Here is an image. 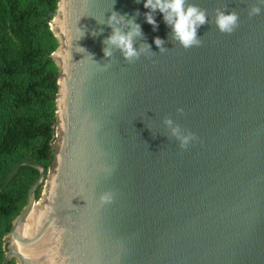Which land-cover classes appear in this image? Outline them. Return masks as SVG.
Instances as JSON below:
<instances>
[{
  "label": "water",
  "instance_id": "water-1",
  "mask_svg": "<svg viewBox=\"0 0 264 264\" xmlns=\"http://www.w3.org/2000/svg\"><path fill=\"white\" fill-rule=\"evenodd\" d=\"M190 2L210 23L198 29L202 46L185 50L159 10L153 30L145 0H59L50 22L60 42L54 161H20L0 188L23 165L40 171L5 237L3 264H264V4ZM253 4L262 11L249 18ZM225 5L240 16L230 35L211 23ZM112 11L134 18L144 33L135 46L156 53L106 58ZM156 37L168 51L159 53ZM165 116L198 137L187 150Z\"/></svg>",
  "mask_w": 264,
  "mask_h": 264
},
{
  "label": "trees",
  "instance_id": "trees-1",
  "mask_svg": "<svg viewBox=\"0 0 264 264\" xmlns=\"http://www.w3.org/2000/svg\"><path fill=\"white\" fill-rule=\"evenodd\" d=\"M59 0H0V188L17 163L30 159L51 168L57 139L60 42L50 22ZM40 171L23 165L0 192V264L5 237L28 200ZM43 187L37 190V198ZM7 264H18L16 257Z\"/></svg>",
  "mask_w": 264,
  "mask_h": 264
},
{
  "label": "clouds",
  "instance_id": "clouds-1",
  "mask_svg": "<svg viewBox=\"0 0 264 264\" xmlns=\"http://www.w3.org/2000/svg\"><path fill=\"white\" fill-rule=\"evenodd\" d=\"M260 3L264 4V0H260ZM144 7L149 9L145 13V17L147 22L153 26L154 31L158 29L154 13L159 10L163 14L164 22L171 28L170 40L174 44L178 43L185 50L202 46L203 39L198 36V29L210 23L207 9L201 8L190 0H145ZM261 11V7L253 4L249 8L248 16L251 18L259 15ZM136 15H139L138 11ZM106 23L112 29V33L103 40L105 45L103 52L106 58L113 57L114 53L119 50L126 62L134 63L144 54L145 48L153 54L156 53L151 50V45L147 42L140 43L139 48L135 46L138 39L144 40V33L134 18L129 19L126 14L122 15L112 11ZM211 23L220 33L230 35L240 27V16L234 9L229 12L225 5L214 10ZM94 33L96 32L94 31L92 34L94 35ZM154 43L159 48V53L169 50L164 46L165 41L160 37H156ZM177 111L183 114L184 109L179 108ZM163 124L169 130L170 138H175L182 150H187L190 143L198 139L195 133L183 129L170 116L163 118ZM112 198L111 193H103L100 196V201L101 203H110Z\"/></svg>",
  "mask_w": 264,
  "mask_h": 264
},
{
  "label": "bare ground",
  "instance_id": "bare-ground-1",
  "mask_svg": "<svg viewBox=\"0 0 264 264\" xmlns=\"http://www.w3.org/2000/svg\"><path fill=\"white\" fill-rule=\"evenodd\" d=\"M41 203H38L35 205V207L33 208L29 218L27 219L25 225L23 226V229L21 231V234H19V239H18V248L20 250H25V246H26V240H27V235L30 231V228L32 226V223L34 221V219L36 218L37 214H39L41 212L40 209V205ZM24 252V251H23Z\"/></svg>",
  "mask_w": 264,
  "mask_h": 264
},
{
  "label": "rangeland",
  "instance_id": "rangeland-1",
  "mask_svg": "<svg viewBox=\"0 0 264 264\" xmlns=\"http://www.w3.org/2000/svg\"><path fill=\"white\" fill-rule=\"evenodd\" d=\"M19 264V263H18Z\"/></svg>",
  "mask_w": 264,
  "mask_h": 264
}]
</instances>
